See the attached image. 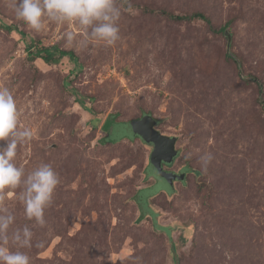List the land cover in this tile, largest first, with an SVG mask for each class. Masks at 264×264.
<instances>
[{"label":"rangeland","instance_id":"1","mask_svg":"<svg viewBox=\"0 0 264 264\" xmlns=\"http://www.w3.org/2000/svg\"><path fill=\"white\" fill-rule=\"evenodd\" d=\"M118 6L120 39L81 47L76 25L45 19L37 33L0 0V87L33 131L16 163L60 176L44 226L25 216L21 188L0 191L9 233L32 230L31 264H264V0ZM155 128L176 138L170 169L186 173L169 194L147 175Z\"/></svg>","mask_w":264,"mask_h":264},{"label":"clouds","instance_id":"2","mask_svg":"<svg viewBox=\"0 0 264 264\" xmlns=\"http://www.w3.org/2000/svg\"><path fill=\"white\" fill-rule=\"evenodd\" d=\"M11 7L16 18L37 33L44 29L45 19L58 25H76L81 30V47L92 42L112 46L120 39L117 21L122 9L118 0H11ZM65 36L71 44L76 41L77 33L68 31ZM19 120L20 112L13 93L6 86L0 87V141H5L0 146V191L21 188L19 199L23 202L25 216L44 226L45 210L53 202L60 176L48 163L27 173L17 165L18 145L33 137V131L21 127ZM212 160L210 152L201 155V168L206 171ZM14 221V214L0 205V264H31V257L21 249L33 246V232L24 226L9 233Z\"/></svg>","mask_w":264,"mask_h":264},{"label":"water","instance_id":"3","mask_svg":"<svg viewBox=\"0 0 264 264\" xmlns=\"http://www.w3.org/2000/svg\"><path fill=\"white\" fill-rule=\"evenodd\" d=\"M224 34L227 37L226 53L227 55L232 56V53L230 52L232 36L227 30L224 31ZM143 142L152 149L147 167L148 173L150 172L149 175L158 180L166 193L169 194L174 192V181L176 179L180 181L184 180L185 172L181 171L180 173H177L165 170L162 164L171 163L177 156L178 149L176 148V138L162 134L154 129V134L146 136Z\"/></svg>","mask_w":264,"mask_h":264},{"label":"trees","instance_id":"4","mask_svg":"<svg viewBox=\"0 0 264 264\" xmlns=\"http://www.w3.org/2000/svg\"><path fill=\"white\" fill-rule=\"evenodd\" d=\"M164 14H165V15H168V16H172L171 14H169V13L166 12V11H164ZM174 17L177 18V19H182V18H183L182 16H174ZM187 18H189V19H192V18H200V19L204 20V21L207 23V25L211 26V25H210V19H209L206 15H204L202 12H195V13H193L192 15H189ZM226 26H227V24H225L224 27L220 28V30H224V29L226 28ZM28 49H29V46H28ZM61 54H63V52H61ZM40 57H42V59L45 60L46 62H55V61H57V58L53 56V54H52V52H50L49 48H45V49H44V54L41 55ZM262 104H264V103H262ZM145 114H147V115L150 116V114H148V113H145ZM106 120H107V119H106ZM106 120L104 121L103 125L101 126L103 132H104V131H107V129H106V125H107L108 121H107V123H106ZM106 134H107V132H106ZM103 141L106 142V141H107V138H104ZM111 142H112V141H111ZM183 169H185V168H183ZM183 169H182V170H183ZM186 170H189V169H186ZM146 172H147V171H146ZM199 173H200V172L197 170V171H196V174L199 175ZM147 175H149L148 172H147ZM185 177H186V173H185ZM184 179H185V178H184ZM182 181H183V180H182ZM137 191H139V190H137ZM137 191H136V192H137ZM165 193H166V192H165ZM166 194H168V193H166ZM134 199H135V198H134ZM153 213L156 214V218H157V215H158L157 210L154 209ZM141 214H142V216L145 215V214L142 213V211H141ZM142 216H141V217H142ZM151 218H152V217H151ZM157 225H158V224H157ZM174 258H175V257H174ZM174 264H177V261H175V259H174Z\"/></svg>","mask_w":264,"mask_h":264},{"label":"flooded vegetation","instance_id":"5","mask_svg":"<svg viewBox=\"0 0 264 264\" xmlns=\"http://www.w3.org/2000/svg\"><path fill=\"white\" fill-rule=\"evenodd\" d=\"M155 129H156V128H155ZM156 130H157V129H156ZM157 131H158V130H157ZM158 132H159V131H158ZM150 149H151V147H150ZM151 150H152V149H151ZM150 153H151V152H150ZM149 157H150V156H149ZM149 159H150V158H149ZM172 162H173V161H172ZM172 162L169 163V164H167V163H163V164H162L163 168H164L165 170H168V171H173V170L170 169V166H171ZM174 172H175V171H174ZM180 172H181V171H179V172H177V173H180ZM153 179H155V181L158 182V180H157L156 178H153ZM175 181H180V180H177V179H176ZM175 181H174V182H175ZM162 192L165 193V191H162ZM165 194H166V193H165Z\"/></svg>","mask_w":264,"mask_h":264}]
</instances>
